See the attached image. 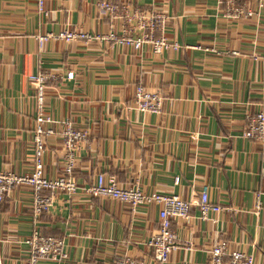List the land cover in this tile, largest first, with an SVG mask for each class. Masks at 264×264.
I'll use <instances>...</instances> for the list:
<instances>
[{
    "label": "crops",
    "instance_id": "obj_1",
    "mask_svg": "<svg viewBox=\"0 0 264 264\" xmlns=\"http://www.w3.org/2000/svg\"><path fill=\"white\" fill-rule=\"evenodd\" d=\"M98 1L45 0L41 12L38 0H0V169L28 173L34 166L31 74L58 76L48 79L45 96L58 128L69 118L89 131L73 171L74 193L57 191L37 219L28 186L14 187L0 202V264H25L29 249L20 241L35 229L63 239L69 254L40 264H115L127 256L150 262L148 240L159 227L161 205L133 209L94 197L84 188L101 173L122 186L193 203L189 220L173 223L180 241L167 264H212L218 238L264 264V146L243 136L247 115L264 109V7L237 0L259 14L233 19L224 14L226 0H113L166 13L160 33L179 49L156 54L148 44L136 50L84 39L40 44L38 35L64 29L107 33L110 19L99 16ZM140 83L166 97L161 113L133 105ZM64 166L62 140L53 137L44 173L57 177ZM204 185L224 207L208 219L197 205Z\"/></svg>",
    "mask_w": 264,
    "mask_h": 264
},
{
    "label": "built area",
    "instance_id": "obj_2",
    "mask_svg": "<svg viewBox=\"0 0 264 264\" xmlns=\"http://www.w3.org/2000/svg\"><path fill=\"white\" fill-rule=\"evenodd\" d=\"M261 9L264 0H257ZM98 14L110 19V30L104 32H89L82 29H64L58 34L47 32L38 35L42 45L44 42L56 38L65 41L84 39L105 40L119 45H130L138 50L148 44L154 53L162 54L169 48L179 49L177 41H171L162 31L168 15L159 10L134 7L131 2H115L113 0H99L97 2ZM38 8L45 12V0H38ZM258 10V9H257ZM250 5L239 3L237 0H226L225 16L229 18H247L259 14ZM68 78L74 77V71L68 72ZM30 78L37 83V114L34 125V166L31 172L17 173L12 170L0 169V202L5 201L9 191L14 187L28 186L34 192L32 203L33 216L39 218L48 212L54 204L55 193L65 191L74 193L78 183L73 177L77 163V155L82 145L89 139V131L74 126L72 120H62L61 128L57 127V120L45 111L46 83L49 78H58L46 72L31 74ZM60 76L59 79H62ZM166 97L159 90L136 85L133 105L141 111L161 113ZM243 136L253 138L264 146V109L252 112L246 117V127ZM62 140L65 149L64 172L57 177H48L44 173V155L49 149L51 138ZM94 197H107L123 203L132 208L141 205L159 204V227L148 240L152 249V260L145 262L133 257L120 258L115 264H167L172 253L180 241L173 223L176 219L188 221L192 202L176 194L161 192L146 193L139 186H122L115 175L101 173L98 181L84 188ZM258 206L260 202L257 203ZM197 205L203 219H208L213 211L224 209L220 204L214 203L209 194L208 185H204ZM28 246L29 257L25 264H40L42 259H65L69 256L65 249L64 240L51 234H45L38 229L20 241ZM212 264H255L252 254L232 249L225 238H218L211 249Z\"/></svg>",
    "mask_w": 264,
    "mask_h": 264
}]
</instances>
